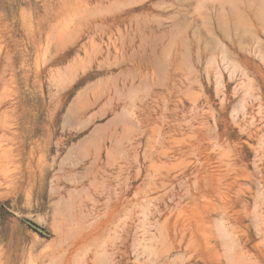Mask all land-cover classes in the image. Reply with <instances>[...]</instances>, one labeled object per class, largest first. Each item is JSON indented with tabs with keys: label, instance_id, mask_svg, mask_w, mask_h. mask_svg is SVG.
I'll list each match as a JSON object with an SVG mask.
<instances>
[{
	"label": "rangeland",
	"instance_id": "rangeland-1",
	"mask_svg": "<svg viewBox=\"0 0 264 264\" xmlns=\"http://www.w3.org/2000/svg\"><path fill=\"white\" fill-rule=\"evenodd\" d=\"M0 264H264V0H0Z\"/></svg>",
	"mask_w": 264,
	"mask_h": 264
},
{
	"label": "water",
	"instance_id": "water-1",
	"mask_svg": "<svg viewBox=\"0 0 264 264\" xmlns=\"http://www.w3.org/2000/svg\"><path fill=\"white\" fill-rule=\"evenodd\" d=\"M30 225H32L34 228H36L39 231H42V229H40L39 227L35 226L34 224L30 223Z\"/></svg>",
	"mask_w": 264,
	"mask_h": 264
}]
</instances>
